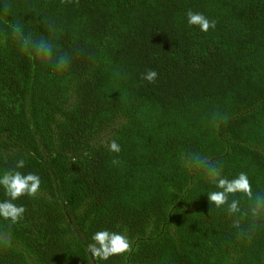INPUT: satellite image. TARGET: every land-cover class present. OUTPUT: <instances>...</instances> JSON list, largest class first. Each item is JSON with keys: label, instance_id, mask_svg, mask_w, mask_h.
Here are the masks:
<instances>
[{"label": "trees", "instance_id": "trees-1", "mask_svg": "<svg viewBox=\"0 0 264 264\" xmlns=\"http://www.w3.org/2000/svg\"><path fill=\"white\" fill-rule=\"evenodd\" d=\"M15 22L68 65L22 52ZM196 155L264 194V0H0V171L41 177L0 218V264H264V217L212 206ZM104 229L131 251L93 257Z\"/></svg>", "mask_w": 264, "mask_h": 264}, {"label": "clouds", "instance_id": "clouds-1", "mask_svg": "<svg viewBox=\"0 0 264 264\" xmlns=\"http://www.w3.org/2000/svg\"><path fill=\"white\" fill-rule=\"evenodd\" d=\"M187 23L198 26L200 31L207 32L210 28H215V21L210 20L200 12H187ZM10 37L16 41L22 52L33 55L45 62H54L55 69L62 71L69 63L67 54H58L57 50L45 38H33L26 32L25 27L20 22L8 25ZM158 76L157 71L148 70L142 74V79L148 82H155ZM109 150L119 153L120 145L113 140L109 144ZM25 160L18 159L11 169L0 171V188H3L6 196L0 201V218L18 223L23 220L26 208L22 204L16 203L21 197H35L41 189V177L33 172L25 173L21 171L25 167ZM195 165H203L207 176L214 183L217 190L207 193L210 204L216 208L226 207L230 215L241 213V202L237 194L246 196L251 202L248 212L253 218V222L264 217V194H253L252 184L247 173L240 172L232 179L222 175L221 166L208 163L206 158L199 155L193 157ZM234 227L239 228V221L234 223ZM92 240L95 242L90 246L93 257L108 260L113 255L123 254L131 251L132 244L126 235L121 232L108 229L96 231Z\"/></svg>", "mask_w": 264, "mask_h": 264}]
</instances>
